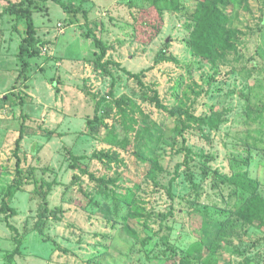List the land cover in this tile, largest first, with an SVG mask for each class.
Wrapping results in <instances>:
<instances>
[{
	"label": "rangeland",
	"instance_id": "1",
	"mask_svg": "<svg viewBox=\"0 0 264 264\" xmlns=\"http://www.w3.org/2000/svg\"><path fill=\"white\" fill-rule=\"evenodd\" d=\"M8 1L0 0V264H264V229L221 216L235 196L207 175L244 169L264 198V141L249 145L260 131L264 140L255 111L264 100V0L228 4L234 48L213 62L187 46L202 0L164 10L156 0H65L97 22L106 70L95 65L100 50L82 12L71 23L60 5L41 2L32 9L40 52L15 87L24 23L3 12ZM158 10L159 33L142 42L149 31L140 22L156 24ZM162 49L174 60L156 61ZM140 71L163 108L127 74ZM207 117L220 123L207 126ZM21 124L23 183L2 211ZM146 128L160 133L154 147Z\"/></svg>",
	"mask_w": 264,
	"mask_h": 264
},
{
	"label": "trees",
	"instance_id": "2",
	"mask_svg": "<svg viewBox=\"0 0 264 264\" xmlns=\"http://www.w3.org/2000/svg\"><path fill=\"white\" fill-rule=\"evenodd\" d=\"M47 0H15L8 1L7 6L4 9V13H6L11 21L16 24L17 22L24 23V35L21 39V42L18 46L17 59L20 65L19 73L16 77V80L13 84L15 87L17 84H21L29 79V67L30 62L29 59L40 52L41 41L36 37V25L33 18V8H39L41 2H45ZM67 13L68 19L71 23L77 22V16L75 15L77 12H82L85 19V27L92 34V39L100 50L99 54L96 57L95 65L102 70H106L107 61H102L106 55V48L102 40L96 34V23L92 22L88 19V13L86 10H82V6H75L74 3H69L65 0H52ZM154 1V0H153ZM159 2L161 10L164 8H176L177 0H156ZM203 2L199 5V15H197L195 19V26L188 37L187 46L190 50L197 56L201 58V60H205L206 62H213L214 59L223 54L224 52L232 51L234 48L233 41L235 32L227 27V15L228 12V4H236L243 0H202ZM157 14V22L156 24H152L151 21L142 20L140 22L141 27L146 28L149 31V34H141L140 40L142 42H151V40L156 37L159 33L160 26L162 25V18L160 10H158ZM139 28V27H138ZM154 28V29H153ZM83 35L86 34L83 32ZM156 61L159 60H174L173 57L167 55L166 50H160L156 57ZM254 62V61H253ZM255 64V62H254ZM144 73V71H140L138 73H130L127 72L129 76L136 79L138 85L144 89L142 92V98L152 102L156 107L163 108L164 106L161 104L157 92L154 90L152 94L148 91L150 89L147 85L142 82L140 76ZM87 95H90L93 98V95L85 91ZM246 100H248V95H243ZM3 97L0 99V109L2 107ZM121 103V100L119 101ZM127 103H131V101L126 100ZM119 103V104H120ZM132 104V103H131ZM256 111V119L264 118V100L261 105L255 106ZM196 120V118H194ZM254 120V119H253ZM202 123L207 124V126L214 127V125L220 123V120L213 119L211 117L201 118ZM106 124L102 123V126ZM22 129L23 125L20 126V136H18L16 140L14 156H16V177L12 181L11 184L7 187L6 194L3 198L2 203V211L5 209H9V206L6 202V196L12 195L23 183V168L21 166V157L19 155L20 142L22 138ZM109 131V129H108ZM148 132V128H146V132ZM155 135L148 132V139L150 142H147L149 146L154 147L155 142L159 141L160 133L157 131L154 133ZM262 132H258L256 138L261 139ZM249 138V137H248ZM254 138L250 145V151L255 148H260V141ZM147 139V140H148ZM249 140L247 139V144ZM246 143V142H245ZM264 149V147H262ZM248 151V147H247ZM235 160V159H234ZM249 158L246 157L244 159L245 164L249 163ZM156 162L152 160V167L150 170V174L156 169ZM77 165V164H76ZM208 177L214 180H218L219 182H226L227 186L231 188V195L235 196V202L233 206H230L227 212H224L221 216L226 217L228 214L232 215L234 218L239 219V221L247 223L251 226L257 225L258 228L264 229V198L258 192V183L257 180L252 178L248 171L244 169L233 174L231 177L222 178L219 177L216 171L212 173H207ZM135 191L132 190L131 193H128L124 196V200L122 201L125 205L127 204V208L129 209V205L132 203L135 197ZM54 213L55 212H51ZM47 212L44 209L40 213V217L38 220L37 228L39 234L44 236V227L47 222ZM224 219L218 218L213 222V228H215L216 233L223 227ZM216 247V246H215ZM214 247V248H215ZM12 257V256H11ZM188 259V258H187ZM184 258L178 257L175 261V264H187L188 260Z\"/></svg>",
	"mask_w": 264,
	"mask_h": 264
},
{
	"label": "built area",
	"instance_id": "3",
	"mask_svg": "<svg viewBox=\"0 0 264 264\" xmlns=\"http://www.w3.org/2000/svg\"><path fill=\"white\" fill-rule=\"evenodd\" d=\"M0 99H1V97H0Z\"/></svg>",
	"mask_w": 264,
	"mask_h": 264
}]
</instances>
